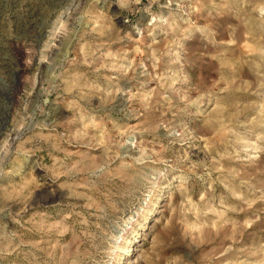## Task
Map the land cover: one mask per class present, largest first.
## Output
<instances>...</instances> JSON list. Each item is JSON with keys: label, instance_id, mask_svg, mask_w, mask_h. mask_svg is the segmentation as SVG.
<instances>
[{"label": "rangeland", "instance_id": "rangeland-1", "mask_svg": "<svg viewBox=\"0 0 264 264\" xmlns=\"http://www.w3.org/2000/svg\"><path fill=\"white\" fill-rule=\"evenodd\" d=\"M0 264H264V0H0Z\"/></svg>", "mask_w": 264, "mask_h": 264}]
</instances>
